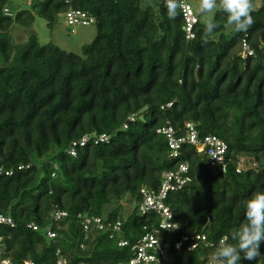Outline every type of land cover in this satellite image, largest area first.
I'll list each match as a JSON object with an SVG mask.
<instances>
[{
    "label": "trees",
    "instance_id": "obj_1",
    "mask_svg": "<svg viewBox=\"0 0 264 264\" xmlns=\"http://www.w3.org/2000/svg\"><path fill=\"white\" fill-rule=\"evenodd\" d=\"M211 6L213 18L197 14L187 39L179 0H32L12 16L0 0V214L14 221L0 229L14 262L128 263L161 220L140 213L141 189H160L163 172L187 162L191 181L165 200L178 229L158 234L163 264H264V0H205ZM70 8L97 28L82 54L41 44L33 29L36 16L53 28ZM244 39L254 50L246 58ZM187 123L201 140L226 142L225 171L189 142L170 155L158 129L183 137ZM128 194L137 205L124 218ZM56 210L68 215L55 220ZM79 215L121 221L122 231H85ZM196 233L207 241L176 248Z\"/></svg>",
    "mask_w": 264,
    "mask_h": 264
},
{
    "label": "built area",
    "instance_id": "obj_2",
    "mask_svg": "<svg viewBox=\"0 0 264 264\" xmlns=\"http://www.w3.org/2000/svg\"><path fill=\"white\" fill-rule=\"evenodd\" d=\"M74 0H66L67 3H70ZM180 7L183 12L185 19V30L187 34V39H192L194 34V26L198 22V15L191 4L190 0H179ZM32 4V0L29 1ZM5 14L12 16L13 13L8 8H5ZM66 21L70 28H74L79 25H88L94 21L93 17L89 15L86 11L81 9L70 8L66 13ZM241 56L246 58L248 56L254 55V50L250 47L247 41L243 40V48L241 51ZM133 119V118H132ZM158 132L164 134L168 139L169 146L171 148V156H178L180 153L181 144L184 142H189L196 146L197 151L201 153H206L208 163L212 167L221 166L225 171L227 168V158L226 153L228 151V145L225 141L219 138L216 135H208L201 140L198 136V132L193 123H187V134L186 136L179 137L177 136L175 129L172 126H166L158 129ZM88 137L84 136L80 141L73 142L69 149V153L73 156L77 154V146L84 145L88 141ZM100 141H107V136L102 134L97 138ZM189 164L187 162L181 163L176 170L165 171L162 174V184L160 189L156 190L154 188L143 187L141 189L142 201L139 204V211L142 214L148 212H155L160 216L161 220L158 224V227L149 230L145 227L146 233L134 246L135 254L126 264H163V260H166L169 257L168 248L164 247L160 243L158 234L161 230L173 232L178 229V224L173 220V212L171 208L166 204L165 200L169 192L176 191L184 188L191 177L189 176ZM237 171H241V166L237 167ZM10 172H8L9 174ZM68 213L63 210H56L53 212L52 216L55 220L62 219L66 217ZM79 218L82 219V224L85 231H89L92 226L102 230L109 231L110 238H115L116 235H119L122 231V222L117 221L115 223H105L100 217H89L79 215ZM1 224H10L14 225L12 217L4 214H0V225ZM30 227L33 230H38L39 227L35 224H31ZM48 238L55 237V233L51 229H47ZM191 240V244L188 249L192 250L198 247L199 242L207 241L205 235L196 233L192 236H185L183 240L176 243V248L179 249L183 241ZM129 242L125 239H120L118 245L120 247L127 246ZM0 264H17L13 259L7 255L5 248V237L0 229ZM23 264H44L37 263L34 260H26ZM55 264H68L67 260L63 256L59 257ZM80 264H87L81 262Z\"/></svg>",
    "mask_w": 264,
    "mask_h": 264
},
{
    "label": "rangeland",
    "instance_id": "obj_3",
    "mask_svg": "<svg viewBox=\"0 0 264 264\" xmlns=\"http://www.w3.org/2000/svg\"><path fill=\"white\" fill-rule=\"evenodd\" d=\"M30 0H8V7L11 13L23 9H31ZM197 14L202 13L203 18L208 20L212 19L215 13V6H211L206 11L204 10L205 0H190ZM261 4V0H257V6ZM33 29L38 35L39 42L41 44L53 42L60 46L62 49L68 52H74L82 54V47L85 44H90L96 34L97 28L95 24L88 26H75V31L72 32L69 28L64 14L59 16V20L53 28H50L45 19L40 16H36ZM22 29L17 28L13 34V39L16 42H21L27 38V34L21 31ZM249 158H242L243 166L248 163ZM137 202L132 198L130 194L126 195L122 203V215L124 218L129 216ZM109 209V208H108Z\"/></svg>",
    "mask_w": 264,
    "mask_h": 264
}]
</instances>
